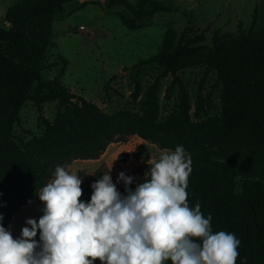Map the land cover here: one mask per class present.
I'll return each instance as SVG.
<instances>
[{"label":"trees","instance_id":"trees-1","mask_svg":"<svg viewBox=\"0 0 264 264\" xmlns=\"http://www.w3.org/2000/svg\"><path fill=\"white\" fill-rule=\"evenodd\" d=\"M31 1L33 5L21 0L9 8L5 19L10 28L0 26L3 226L7 229L16 213L39 200V190L53 178L57 165L68 168L78 160H96L117 138L138 135L162 149L184 146L192 159L187 189L190 207L199 201L202 213L212 216L213 232L234 233L240 240L236 264H242L245 257L247 264H264V29L239 39L216 37L213 47L203 45L204 33L194 34L193 28L181 38L169 31L161 51L150 62L174 74L207 64L217 71L223 85V111L220 117L211 116L200 95L197 122L192 121L188 90L180 81L178 107L166 122L158 123V86L150 88L145 97V117L126 111L110 117L78 98L59 78L45 80L43 71L57 65L50 62L54 17L64 12L66 4L78 0ZM145 4L143 0L135 18H122L129 30L139 28ZM160 10L154 4L149 15ZM61 61L67 66L64 58ZM28 101L41 108L56 102L58 110L53 124L40 116L46 126L43 135L19 141L15 126Z\"/></svg>","mask_w":264,"mask_h":264},{"label":"rangeland","instance_id":"rangeland-1","mask_svg":"<svg viewBox=\"0 0 264 264\" xmlns=\"http://www.w3.org/2000/svg\"><path fill=\"white\" fill-rule=\"evenodd\" d=\"M26 1L33 5L31 0ZM142 1L78 0L66 4L64 12L55 15L52 27L54 47L50 62L57 65L43 71V78H59L78 98H85L110 117H116L120 111L145 117L142 107L145 97L150 88L158 86V123L166 122L178 107L182 81L190 97L192 121L197 122L196 101L200 95L210 115L220 117L223 85L219 83L217 71L201 64L185 67L174 74L165 72L150 60L161 51L169 31L181 38L187 29L193 28L194 34L204 33L203 45L213 47L216 37L239 39L264 29V0H146V10L139 15V28L129 30L122 18H135ZM19 3L21 0H0L1 27L10 28L5 17L9 8ZM112 3L115 5L111 6ZM154 4L162 10L149 15ZM61 58L67 61V66ZM57 110L56 102L41 108L28 101L15 126L17 139L28 141L43 135L46 126L40 116L53 124ZM114 143L120 145V163L115 176L124 172L135 177L129 186L133 190L142 182L148 161L156 160L165 150L138 135L117 138L109 147ZM130 156H133L131 165L126 166ZM87 174V171L78 174L84 186L81 199L85 202L90 201L93 191V182ZM120 186L126 194L122 181ZM34 210L29 216L43 215L39 209Z\"/></svg>","mask_w":264,"mask_h":264},{"label":"clouds","instance_id":"clouds-1","mask_svg":"<svg viewBox=\"0 0 264 264\" xmlns=\"http://www.w3.org/2000/svg\"><path fill=\"white\" fill-rule=\"evenodd\" d=\"M148 165L134 190L135 177L118 174L126 194L110 169L91 184L87 202L78 173L57 165L37 195L43 215L28 218L19 238L0 214V264H236L240 240L213 232L211 214L199 201L188 203L192 159L184 146L163 150Z\"/></svg>","mask_w":264,"mask_h":264},{"label":"crops","instance_id":"crops-1","mask_svg":"<svg viewBox=\"0 0 264 264\" xmlns=\"http://www.w3.org/2000/svg\"><path fill=\"white\" fill-rule=\"evenodd\" d=\"M120 163V145L113 144L112 146L108 147L105 153L101 156L100 159L96 160H78L72 166H70V170L73 172H77L78 174L83 173L84 171L88 172V177L91 179L92 182H95L96 179L102 177V175L106 172H109L113 183L115 182L118 186L117 189L120 191L121 186L120 182L117 183V178L115 174L118 171V164ZM115 172V173H114ZM82 189L84 186H82ZM34 206V208H33ZM44 207V204L38 201H32L25 205L22 210H20L16 215L13 217L10 225L7 229H9L14 238H19L21 235V229L26 225V220L28 218H34L38 220L41 216H29L35 212L34 209H41ZM42 212V211H41Z\"/></svg>","mask_w":264,"mask_h":264},{"label":"built area","instance_id":"built-area-1","mask_svg":"<svg viewBox=\"0 0 264 264\" xmlns=\"http://www.w3.org/2000/svg\"><path fill=\"white\" fill-rule=\"evenodd\" d=\"M132 160H133V156H130V157H129V160L125 163V165H126V166L131 165Z\"/></svg>","mask_w":264,"mask_h":264}]
</instances>
